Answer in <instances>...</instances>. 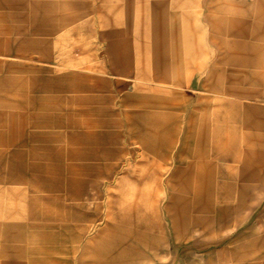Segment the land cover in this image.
<instances>
[{
    "label": "rangeland",
    "instance_id": "1",
    "mask_svg": "<svg viewBox=\"0 0 264 264\" xmlns=\"http://www.w3.org/2000/svg\"><path fill=\"white\" fill-rule=\"evenodd\" d=\"M0 16L5 18L0 26L7 27L5 31L0 29V152L7 144L3 139L11 134L16 137L24 134L26 138L24 132L98 131L100 117H119L124 124L130 117H161L162 112L172 116L168 111L172 108L161 103L163 96H176L178 103L172 110L178 114L170 123L176 120L178 139L187 125L185 116L193 108L192 129L186 143L194 146L199 134L208 131L207 142L213 149L205 158L212 163L208 167L212 165L221 175L214 179L233 186L239 183L241 161L236 160L237 154L243 150V138L248 131H254L244 123L245 109L264 108V98L251 99L245 92L228 95L204 92L198 84L188 81L194 74L210 81L208 69L212 66L222 75L235 70L264 76V0H0ZM232 25L246 28V36L229 34ZM176 48L179 56L175 59ZM163 62L171 78L178 67L180 85L173 80L163 82L161 68L154 69ZM184 98L189 102L186 107ZM147 101L153 103L149 109ZM6 116L14 118L11 124L5 121ZM44 117L58 119L50 125L29 123ZM128 126L120 125L117 129L127 130ZM106 127L114 131L116 126ZM133 136L130 133L131 140H135ZM120 142L128 149L135 147L128 144V138H121ZM28 144L51 142L28 141ZM60 144L68 146L65 140ZM218 151L223 155L219 156ZM16 159L12 163L19 161ZM45 160L51 162L50 157ZM150 160L160 172L163 185L177 158L172 159L175 162L172 164L156 155ZM189 160L184 157L181 162ZM38 161L41 164L42 159ZM1 162L5 160L0 159V174L4 175ZM16 168V164L12 165V169ZM124 181V185L130 186L129 179ZM152 181L156 193L159 186L156 180ZM247 183L253 203L242 214L246 218L251 215L249 220L231 233L222 231L226 236L219 244L207 230L192 228L187 243L171 247L164 254L167 255L164 264H241L216 258L207 263L206 257L208 252L215 253L227 246L240 233L248 237L246 229L252 218L264 216V183L258 180ZM104 185L102 180L87 182L80 203L69 201L70 205L89 212L96 202L104 200ZM36 189L33 185L0 183V222L23 224L30 208L27 198ZM102 222L101 215L92 223L90 234L100 236ZM4 244L0 236V260L6 264ZM182 252L196 256L197 260H183ZM146 264L161 263L157 260ZM251 264L264 261L253 260Z\"/></svg>",
    "mask_w": 264,
    "mask_h": 264
},
{
    "label": "crops",
    "instance_id": "2",
    "mask_svg": "<svg viewBox=\"0 0 264 264\" xmlns=\"http://www.w3.org/2000/svg\"><path fill=\"white\" fill-rule=\"evenodd\" d=\"M4 20V16H0V22ZM6 28L0 26L3 31ZM229 34L245 37L247 31L243 26L232 25ZM174 55L175 59L179 56L177 48ZM165 64H157L154 68H161L163 82L173 80L171 82L180 85L182 78L178 67L175 77L171 78ZM208 70L210 81L196 74L187 81L198 84L204 92L227 95L245 92L251 99L264 98V76L235 70L222 75L216 66ZM109 71L115 74L112 67ZM184 99L186 107L189 102ZM177 103L176 96H163L161 104L175 109ZM146 104L149 109L153 103L147 101ZM172 109L168 110L172 116L162 112L161 117H130L124 124L119 117H100L98 131L65 134L34 131L24 132L26 138L24 134L18 137L11 134L3 139L7 144L0 152V159L5 160L1 166L6 172L0 174V183L37 187L27 198L30 208L23 224L0 222V236L5 240L2 253L8 257L6 264H146L157 260L164 264L167 256L164 254L169 253L171 247L187 243L192 228L207 230L219 244L226 234L249 220L251 215L246 218L242 214L253 203L247 182L264 183V108L247 106L245 109L244 123L254 131H248L243 138V150L237 154L241 170L235 186L222 179L215 180L214 177L221 175L212 165L208 167L212 163L205 156L213 149L207 142L208 131L197 136L194 146L186 143L194 109L185 116L187 125L180 140L176 120L170 123L178 114ZM257 115L262 117L256 118ZM6 117L5 121L11 124L14 118ZM57 119L35 118L29 123L50 125ZM108 125H115L114 131H108ZM120 125L129 126L127 130L117 129ZM130 133L135 140H131ZM121 138H128V144L135 147L128 149L120 142ZM63 140L67 141V147L60 144ZM28 141L51 144H28ZM11 146L14 149H10ZM218 149L222 152V148ZM218 152L219 156L223 155ZM152 155L159 156L167 164L175 163L172 159L177 158L175 168L167 174L163 185L160 172L150 162ZM16 157L19 161L12 163ZM47 157L51 158L50 163L45 160ZM184 157L190 159L185 164L181 162ZM15 164L17 168L12 169ZM126 179L130 180V186L124 185ZM153 179L159 186L156 193ZM98 180L105 183L102 202H96L89 212L70 205L69 201L80 203L87 182ZM101 215L100 236L90 234L94 228L92 223ZM252 220L246 229L248 237L238 234L227 246L215 253L208 252L206 262L211 263L214 258L241 264L264 261V216H255ZM82 222L89 223L79 227L77 223ZM224 230L225 235L221 233ZM181 257L197 260L188 252H182ZM4 262L0 260V264Z\"/></svg>",
    "mask_w": 264,
    "mask_h": 264
}]
</instances>
